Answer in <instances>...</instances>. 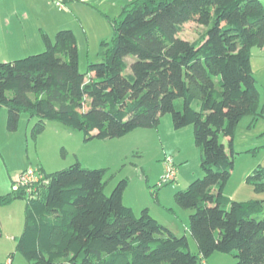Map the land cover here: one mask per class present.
I'll return each instance as SVG.
<instances>
[{
    "label": "trees",
    "instance_id": "1",
    "mask_svg": "<svg viewBox=\"0 0 264 264\" xmlns=\"http://www.w3.org/2000/svg\"><path fill=\"white\" fill-rule=\"evenodd\" d=\"M104 17L113 36L85 73L75 36L63 29L54 42L42 35L41 53L0 62L7 128L16 130L27 114L36 119L33 133L55 121L88 141L156 128L166 114L175 130L192 126L203 175L174 201L191 211L188 229L198 253L147 208L137 216L123 204L127 179L106 195V169L79 163L36 173V180L15 182L0 195V208L26 202L17 251L32 264H202L213 253L231 254L234 264H264V200L224 195L237 125L247 115L264 117L250 62L251 48L264 45L261 1L134 0L117 19ZM187 23L205 30L193 41L181 39ZM127 57L134 58L130 65ZM246 182L264 192V167Z\"/></svg>",
    "mask_w": 264,
    "mask_h": 264
},
{
    "label": "rangeland",
    "instance_id": "2",
    "mask_svg": "<svg viewBox=\"0 0 264 264\" xmlns=\"http://www.w3.org/2000/svg\"><path fill=\"white\" fill-rule=\"evenodd\" d=\"M57 1L0 0V24L21 26L12 41H4L16 43L17 47L0 46V62L41 53L45 49L42 35L54 42L56 33L63 29L74 34L79 70L85 73L88 63L101 60L102 41L110 42L113 36L112 27L104 16L111 20L117 19L121 8L134 0H67L62 7L56 5ZM260 1L264 8V0ZM204 30L203 26L187 23L179 37L193 41ZM258 48H251L250 62L260 95V112L261 109L264 111V52L261 54ZM8 50H18L20 54L11 56ZM126 61L130 65L134 58L127 57ZM129 71L128 68L126 72ZM165 118L171 122L169 132L163 128ZM253 118L251 115L244 116L234 132L233 168L224 188V195L233 201L264 200V192H257L246 182L247 176L254 169L264 167V117L257 116L256 120ZM35 122L36 119L21 114L16 130L10 131L7 128V110L0 107V195L10 192L17 178L25 172L50 174L79 163L83 168L106 169V195L120 180L127 179L123 204L132 208L138 216L143 207H150L151 211L159 208L156 195L160 190L170 187H176L175 191L184 190L193 180L203 175L200 150L194 143L193 127L175 130L170 114L161 118V127L136 129L124 137L108 140L87 141L82 132L55 121H46L40 132L33 133ZM227 142V139L222 140L225 146ZM166 160L180 171L174 182L157 187L156 184L165 172ZM160 199L173 203L181 210L178 218L188 212L176 205L173 194L165 200L163 196ZM25 206L26 202L19 199L0 209V264H6L7 259L12 264H32L16 248V239L24 228ZM167 213L175 217L171 210ZM186 238L190 252L197 254L198 248L189 233ZM202 262L234 264L235 259L231 254L213 253L202 259Z\"/></svg>",
    "mask_w": 264,
    "mask_h": 264
},
{
    "label": "crops",
    "instance_id": "3",
    "mask_svg": "<svg viewBox=\"0 0 264 264\" xmlns=\"http://www.w3.org/2000/svg\"><path fill=\"white\" fill-rule=\"evenodd\" d=\"M19 27H21V26H19V24L18 25L17 24L16 25L15 24L12 25V24H9V23L3 24V25L0 24V46H5V47H9L11 45L12 46H14V45L16 46V43H11V41L15 38L16 33L18 34V32L20 30ZM59 28L60 27H58V29ZM9 39L11 40L9 43L8 42H4L5 40L9 41ZM36 47L38 48V45ZM258 49H260L259 50L260 53L263 54L264 45H263V47H260ZM8 51H9V54L11 56H19V54H20L18 52V50H14V52L11 51V50H8ZM170 126H171V122H170L169 118H165L163 128H165L169 132L170 131ZM159 127H161V126L159 125ZM179 171L180 170H176V178H177V174L179 173ZM179 176H180V174H179ZM175 188L176 187H170V188H168L169 190L168 189H166V190L162 189V190H160L157 193L156 197L158 198L159 208H157V209H155L153 211H151L150 207H149L150 209L147 208V207L146 208L148 209V211L152 215V217H154L161 225H163L166 228H168L176 236H182V235L187 236V233H189V229H188L189 219L188 218H189V215L191 214V211L187 210L188 212H184L183 215L180 214L182 216V218H183V220H182L181 217L178 218L179 213H181L179 211H181V210L176 208L173 203L166 202V201H161V199H160V197L163 196V199L165 200V198L168 195L170 196L171 194H173V197H174V194L177 191H179V190L175 191L176 190ZM167 206H170V207H167ZM0 209H3V208L1 207ZM142 209H144V207ZM168 210H171L172 213L175 215V217L169 216L168 213H167ZM183 211H185V210L183 209ZM177 220H179V221H177ZM6 264H12V263H11V261L9 259H7Z\"/></svg>",
    "mask_w": 264,
    "mask_h": 264
},
{
    "label": "built area",
    "instance_id": "4",
    "mask_svg": "<svg viewBox=\"0 0 264 264\" xmlns=\"http://www.w3.org/2000/svg\"><path fill=\"white\" fill-rule=\"evenodd\" d=\"M56 4L62 7L60 0H58ZM36 179H37V174L35 175L34 173L28 171L21 174L17 178L16 183L23 185V184H27L28 182L34 181ZM175 180H176V169L174 168L172 163L170 164L169 160H166L165 172L161 176L159 182L157 183V187L165 186L169 183L174 182Z\"/></svg>",
    "mask_w": 264,
    "mask_h": 264
}]
</instances>
